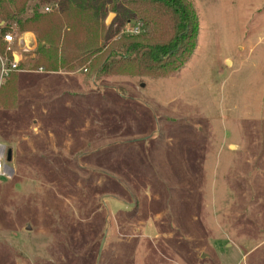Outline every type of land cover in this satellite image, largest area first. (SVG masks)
<instances>
[{
  "label": "rangeland",
  "instance_id": "obj_1",
  "mask_svg": "<svg viewBox=\"0 0 264 264\" xmlns=\"http://www.w3.org/2000/svg\"><path fill=\"white\" fill-rule=\"evenodd\" d=\"M189 1L196 44L170 75L61 69L79 90L37 114L4 89L0 264H264V0ZM110 24L102 52L151 34ZM29 32L19 69H37Z\"/></svg>",
  "mask_w": 264,
  "mask_h": 264
},
{
  "label": "trees",
  "instance_id": "obj_2",
  "mask_svg": "<svg viewBox=\"0 0 264 264\" xmlns=\"http://www.w3.org/2000/svg\"><path fill=\"white\" fill-rule=\"evenodd\" d=\"M41 3L55 5L40 11ZM105 8L123 23L138 18L150 24L151 34H120L109 50L102 52L101 38L111 36V24L97 17ZM196 12L189 0H0V21H4L0 26V54L5 47L3 35L14 23L17 31L36 35L37 55L32 68L58 71L95 64L96 77L170 75L194 50L199 28ZM23 66L18 62V69ZM7 77L0 86V105H4V89L15 92V75L11 72Z\"/></svg>",
  "mask_w": 264,
  "mask_h": 264
},
{
  "label": "crops",
  "instance_id": "obj_3",
  "mask_svg": "<svg viewBox=\"0 0 264 264\" xmlns=\"http://www.w3.org/2000/svg\"><path fill=\"white\" fill-rule=\"evenodd\" d=\"M3 22L4 21H0V25L3 24ZM14 38L15 40L13 41V46L15 49H10V54L8 56H12L18 62H21L23 56L25 55V51H28L33 47L35 40L33 38V34L29 31L21 32L16 35V37L14 36ZM11 44H8V46H11ZM17 70L18 71L15 79L17 83L16 94L17 96H23L26 99L25 101H33L32 103H26L25 109L27 110L35 108L36 114L37 110L47 111V108L49 109L52 107H56V105L54 104L58 100V98L62 100V102L60 101L62 103V106H65L69 100V96L63 95H67L68 91L79 90L73 89L74 82L72 78V71H64L61 69H59L58 71H46L42 68ZM39 104H41L40 108ZM0 110L6 111L4 109V106L0 107ZM34 114L30 113L29 116H33ZM29 124H32L31 126L34 131L33 137L25 134L23 140L28 141V139L31 137L34 140L40 139V137L38 136L40 134V128L37 121L32 120L29 122ZM13 144L14 143L10 141L9 145H2H4L7 149L12 147Z\"/></svg>",
  "mask_w": 264,
  "mask_h": 264
},
{
  "label": "built area",
  "instance_id": "obj_4",
  "mask_svg": "<svg viewBox=\"0 0 264 264\" xmlns=\"http://www.w3.org/2000/svg\"><path fill=\"white\" fill-rule=\"evenodd\" d=\"M50 10L49 6L45 7V11ZM139 27L134 26V28L129 29V33H138ZM3 42L10 44L15 38L12 32L8 31L3 35ZM18 61L12 56L1 55L0 54V86L3 83L4 79L13 71L17 70ZM7 166L5 165V146L0 144V175L7 174Z\"/></svg>",
  "mask_w": 264,
  "mask_h": 264
},
{
  "label": "water",
  "instance_id": "obj_5",
  "mask_svg": "<svg viewBox=\"0 0 264 264\" xmlns=\"http://www.w3.org/2000/svg\"><path fill=\"white\" fill-rule=\"evenodd\" d=\"M114 15H115L114 12H109V13L107 14L105 20H104L105 24H109L110 21H111V19H112V17H113ZM11 155H12L11 149H10V148H7V149L5 150V161H6V162H9V161L11 160V157H12Z\"/></svg>",
  "mask_w": 264,
  "mask_h": 264
}]
</instances>
